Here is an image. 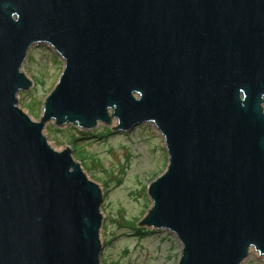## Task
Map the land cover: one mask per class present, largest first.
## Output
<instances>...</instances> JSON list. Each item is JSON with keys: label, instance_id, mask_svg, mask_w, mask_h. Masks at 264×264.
<instances>
[{"label": "water", "instance_id": "water-1", "mask_svg": "<svg viewBox=\"0 0 264 264\" xmlns=\"http://www.w3.org/2000/svg\"><path fill=\"white\" fill-rule=\"evenodd\" d=\"M36 45L65 63L40 121L19 105ZM52 121L154 124L168 166L138 226L177 264L264 258V0H0V264H103L102 188Z\"/></svg>", "mask_w": 264, "mask_h": 264}, {"label": "rangeland", "instance_id": "rangeland-1", "mask_svg": "<svg viewBox=\"0 0 264 264\" xmlns=\"http://www.w3.org/2000/svg\"><path fill=\"white\" fill-rule=\"evenodd\" d=\"M64 67V61L50 46L31 48L23 71L34 86L20 93L19 105L33 120L40 121L43 117L45 101ZM114 121L113 126L117 127L118 120ZM44 133L55 150L69 147L90 179L102 188L103 264L179 262L182 246L176 236L138 226L153 206L149 187L168 166L165 140L154 124L121 133L104 124L84 131L76 126L59 128L52 121ZM244 264H264V261L253 251Z\"/></svg>", "mask_w": 264, "mask_h": 264}, {"label": "bare ground", "instance_id": "bare-ground-1", "mask_svg": "<svg viewBox=\"0 0 264 264\" xmlns=\"http://www.w3.org/2000/svg\"><path fill=\"white\" fill-rule=\"evenodd\" d=\"M114 123H117V122H116V121H114ZM166 169H167V168H166ZM164 172H165V171H164ZM249 257H250V256H249ZM248 259H249V258H248ZM248 259H247V260H248ZM247 260H246V261H247ZM246 261H245V262H246ZM243 264H244V263H243Z\"/></svg>", "mask_w": 264, "mask_h": 264}, {"label": "built area", "instance_id": "built-area-1", "mask_svg": "<svg viewBox=\"0 0 264 264\" xmlns=\"http://www.w3.org/2000/svg\"><path fill=\"white\" fill-rule=\"evenodd\" d=\"M261 258V257H260ZM261 259H263V261H264V258H261Z\"/></svg>", "mask_w": 264, "mask_h": 264}]
</instances>
